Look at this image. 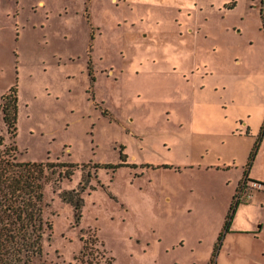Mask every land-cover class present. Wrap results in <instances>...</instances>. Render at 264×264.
<instances>
[{"label":"rangeland","instance_id":"374dc122","mask_svg":"<svg viewBox=\"0 0 264 264\" xmlns=\"http://www.w3.org/2000/svg\"><path fill=\"white\" fill-rule=\"evenodd\" d=\"M10 88L0 149L54 165L37 262L264 264V0H0ZM245 170L263 185L226 231Z\"/></svg>","mask_w":264,"mask_h":264},{"label":"trees","instance_id":"16d2710c","mask_svg":"<svg viewBox=\"0 0 264 264\" xmlns=\"http://www.w3.org/2000/svg\"><path fill=\"white\" fill-rule=\"evenodd\" d=\"M91 81L95 80L94 73L89 67ZM17 93L15 88L2 96L0 109L7 128V133L16 137L17 123ZM248 132V130H247ZM262 135V129L259 136ZM259 139V137H258ZM3 137L0 135V145ZM257 146V145H256ZM16 145L0 149V264H42L37 259L43 254L44 221L42 217V201L44 186L54 174L52 162L24 163L20 162L15 152ZM254 152L250 154L247 166L251 164ZM126 154H121V162L106 164L104 167L115 170L120 166H129ZM74 166L75 164H70ZM135 167V164H130ZM73 169L66 168L59 172L56 183L61 178L70 179ZM248 171L245 170V179ZM55 183V184H56ZM85 183H82V188ZM57 191V190H56ZM81 191V190H80ZM79 190L69 189L58 192L64 203L72 206L74 222L78 223L84 205ZM236 202L232 201L224 221V228L229 230ZM80 239L83 240L82 237ZM89 239L83 240V250L89 247ZM107 264H111L110 262Z\"/></svg>","mask_w":264,"mask_h":264},{"label":"flooded vegetation","instance_id":"af4514ba","mask_svg":"<svg viewBox=\"0 0 264 264\" xmlns=\"http://www.w3.org/2000/svg\"><path fill=\"white\" fill-rule=\"evenodd\" d=\"M257 184H260V185L257 186ZM262 185L263 184L261 182L255 180V179H251V178H249V176H247L245 179H242L241 181H239V185L237 187V194L233 195V200H232V201L236 202V210H235V212L233 214V217H232V220H231V224L233 222L234 215H235L238 207L241 206L244 202H247L245 199L248 197L249 194L247 192H245V191H247L251 186H256L257 188H261ZM242 193H244V195H242ZM231 224H230V226H231ZM240 231L247 232V230H240ZM257 231H259V230H255L254 232H257Z\"/></svg>","mask_w":264,"mask_h":264},{"label":"crops","instance_id":"0c3cea01","mask_svg":"<svg viewBox=\"0 0 264 264\" xmlns=\"http://www.w3.org/2000/svg\"><path fill=\"white\" fill-rule=\"evenodd\" d=\"M261 1V0H260ZM41 3V2H40Z\"/></svg>","mask_w":264,"mask_h":264}]
</instances>
